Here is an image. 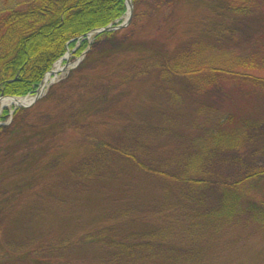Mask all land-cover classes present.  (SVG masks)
<instances>
[{
	"label": "rangeland",
	"instance_id": "1",
	"mask_svg": "<svg viewBox=\"0 0 264 264\" xmlns=\"http://www.w3.org/2000/svg\"><path fill=\"white\" fill-rule=\"evenodd\" d=\"M262 14L236 15L226 0H141L111 36L67 44L32 104L0 102V264H264V226L208 217L220 184L264 167V118L240 151H209L195 166L206 190L184 180L205 149L206 114L237 105L258 118L264 96L229 103L219 86L161 66L195 41L243 53ZM114 242L154 244L162 261Z\"/></svg>",
	"mask_w": 264,
	"mask_h": 264
},
{
	"label": "trees",
	"instance_id": "2",
	"mask_svg": "<svg viewBox=\"0 0 264 264\" xmlns=\"http://www.w3.org/2000/svg\"><path fill=\"white\" fill-rule=\"evenodd\" d=\"M140 1L131 0L133 4ZM144 1L154 2L156 6L169 4V0ZM226 1L230 11L236 15L263 13L264 16V0ZM124 2L0 0V96L23 97L34 93L44 74L65 52L66 45L69 48L76 47L79 37L109 24H117L126 11ZM102 35L109 37L112 32L94 37ZM85 46L86 40H82L79 51ZM161 66L164 76L183 75L198 88L219 86L224 90L225 100L229 103L251 105L257 98L253 96H264V25L243 53L195 41L173 58L163 59ZM234 108L211 109V113L206 114L202 136L204 142H200L205 149L193 159L194 168L193 165L187 166L184 178L194 188L192 192L208 188L204 182L190 178L196 173L195 166L199 165L200 168L203 157L209 151L218 149L240 151L247 129L256 126L264 118V108L257 112L258 118L257 115L241 116L239 109ZM118 152L128 154L122 150ZM85 170L87 174L93 171L89 166ZM81 176H84L83 171ZM217 191L220 195L219 207L215 209L217 211L209 213V218L233 219L234 216L247 215L255 223L264 226V167H257L236 180L220 184ZM114 244L115 247L119 245L123 253L137 252L139 257L155 246L150 243L137 246L125 242L123 245ZM148 255V258L162 261L159 253L149 251ZM139 257V262L147 258Z\"/></svg>",
	"mask_w": 264,
	"mask_h": 264
},
{
	"label": "bare ground",
	"instance_id": "3",
	"mask_svg": "<svg viewBox=\"0 0 264 264\" xmlns=\"http://www.w3.org/2000/svg\"><path fill=\"white\" fill-rule=\"evenodd\" d=\"M61 70V61H58L53 69L52 73H49L45 76L42 84V89L46 88L50 83L53 82L54 78H51L52 74H56L57 71ZM32 98L27 97V98H7V99H2L0 102L3 106H8V105H27L30 103Z\"/></svg>",
	"mask_w": 264,
	"mask_h": 264
},
{
	"label": "water",
	"instance_id": "4",
	"mask_svg": "<svg viewBox=\"0 0 264 264\" xmlns=\"http://www.w3.org/2000/svg\"><path fill=\"white\" fill-rule=\"evenodd\" d=\"M126 5H127V9H128V17L120 25L115 26V27H112L111 25H109V26H106V27H104V28H102L100 30L92 31L91 33L107 32V31H111V30L116 29V28H121V27L126 26L129 23V21H130L131 11H132V4H131L130 0H126ZM52 72L53 71H50L49 73H52ZM38 96H39V92L35 95L34 98L37 99Z\"/></svg>",
	"mask_w": 264,
	"mask_h": 264
}]
</instances>
